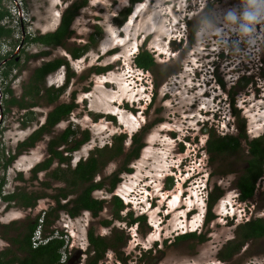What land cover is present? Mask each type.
Masks as SVG:
<instances>
[{
	"label": "rangeland",
	"instance_id": "obj_1",
	"mask_svg": "<svg viewBox=\"0 0 264 264\" xmlns=\"http://www.w3.org/2000/svg\"><path fill=\"white\" fill-rule=\"evenodd\" d=\"M69 1L0 0L9 12L3 23L12 29L0 36V54L16 50L18 61L6 76L0 73V91L8 85L18 95L34 66L62 56L68 70L60 65L46 74L44 85L57 86L67 71L72 72L56 101L72 97L76 104L4 170L0 165L2 192L22 189L40 194L30 207L0 198V250L14 249L6 237H20L26 223L54 203L50 194L63 185L49 172L64 168V162L53 160L35 175L31 171L47 156L49 137L68 124L75 130L74 138L87 130L88 138L67 153L71 167L93 148L108 144L113 134L126 135L125 149L128 136L144 124L148 127L143 145L127 163L131 170L118 173L119 180L110 191L106 189L109 177L122 164V154L106 161L95 174V179H103V186L91 194L106 199L101 210L96 215L81 210L75 216L59 211L49 225L61 231L66 241L60 264H83L88 227L97 234L108 236L115 231L122 237L116 249H106L97 264H264V235L241 242L227 257L219 255L249 213L246 200L238 201L235 189V179L245 166V143L241 140L235 151L210 155L199 147L207 131L233 134L241 122L247 138L264 132V0H137L120 25L114 18H119L118 10L129 0H87L74 15L62 46L26 41L17 51L21 35L54 29ZM94 25L99 27L94 43L80 56L70 57L68 49L87 42ZM139 46L148 49L156 61L148 71L134 68L131 62ZM40 50L47 52L38 54ZM106 64L110 65L107 70H91ZM238 75L246 77L244 85L232 84ZM218 76L223 87L215 79ZM149 90L153 97L147 105L143 99ZM228 93L234 98L235 114ZM5 96L0 94V147L12 152L54 102L39 98L26 116L25 109L14 105L6 110ZM125 102L137 110H129ZM204 112L213 113L214 119L203 121ZM23 119L27 121L21 125ZM182 137L186 140L178 141ZM211 190L217 196L210 205L212 216L206 219ZM111 194L121 198L119 214L124 219L113 216ZM247 200L255 204L250 216L263 217L264 160ZM128 211L132 216L143 214L144 219L127 223ZM103 220L109 222L104 225ZM188 231L197 235L176 238ZM37 234L36 230L33 235Z\"/></svg>",
	"mask_w": 264,
	"mask_h": 264
},
{
	"label": "trees",
	"instance_id": "obj_2",
	"mask_svg": "<svg viewBox=\"0 0 264 264\" xmlns=\"http://www.w3.org/2000/svg\"><path fill=\"white\" fill-rule=\"evenodd\" d=\"M87 0H70L65 5L57 21L56 26L52 30L44 31L41 33H33L30 36L25 35L26 41L39 43L44 46H62L65 38L70 34V23L74 15L78 12V9L85 5ZM137 0H129V4L122 6L117 15L119 18H114L116 24L122 23L130 12L131 4ZM9 15L7 8L0 5V19ZM185 22L188 23V20ZM12 29L0 23V36L9 35ZM96 33H99V27L94 25V31L88 35L87 42L76 45L68 49L70 57L76 58L85 52L90 45L94 43V37ZM189 37L192 36V30L189 32ZM11 50L5 51L0 54V60L6 57ZM46 50H40L38 54L46 53ZM37 54V53H36ZM133 62L142 68L151 69L155 64L154 57L148 49L143 46H139L137 52L133 56ZM18 63L13 56L6 59L2 63L0 73L2 76H6L9 70ZM60 65H63L68 70V63L62 56L53 57L42 61L40 64L34 66L25 81L21 85V92L19 96L12 93V90L8 85H4L1 92L6 95L4 100L5 109L8 110L9 106H15L16 109L25 108V115L31 114L32 107L38 104V99L42 98L46 103H53V105L47 109L44 115V119L35 128H33L23 139L18 141L12 152H4L3 147H0V165L4 170L7 165L23 150L33 146L34 142L41 137L42 133L49 132L51 127L59 120L64 119L76 105L72 100L69 101H56L58 96L63 92L68 82V79L72 72H68L65 75L63 83L57 86L44 85V77L49 72L53 71ZM108 65H94L91 67L92 72L98 73L107 69ZM90 69V68H89ZM220 86L223 87V80L220 76L215 78ZM247 82L245 76H237L232 84L244 85ZM227 93V92H226ZM229 101L232 112L235 114L234 98L231 93H228ZM56 101V102H55ZM29 118L31 116H28ZM112 117V116H111ZM26 119L21 121V125L26 123ZM238 131L235 133H222L217 134L214 131H207L205 138V147L210 154H219L225 152L235 151L239 147L241 140L246 145V157L245 166L235 179V187L239 191V197L244 199L249 197L254 188L256 178L261 174L262 162L264 159V132L260 135L247 138L244 133L242 122L236 125ZM147 126H142L138 132H134L130 135L129 145L124 149L123 141L126 135L121 132L113 134L110 142L93 148L87 156L84 158H78L73 166H69V152L78 148V146L88 138L87 130L78 137L74 138L75 130L66 125L59 133L52 135L47 140L46 151L47 156L35 163L31 167L33 175L36 171L46 169L53 160L58 163H66L64 168L55 167L50 170V174L60 179L63 185L58 186L56 194H50V197L54 201L52 205H48L46 208L37 212L31 220L26 223V229L18 236L6 237V239L13 244V250L8 247L0 250V264H60L62 261V254L66 247V241L64 240L63 233L57 229L49 228L54 218L59 211L65 212L69 216L77 215L81 210H87L91 215H96L105 202V198L94 197L91 192L94 189H98L103 186V179H95V174L99 171L100 167L110 159H113L117 155L123 156L122 164L114 170L109 179L107 190H111L115 183L119 180L118 173L124 171L129 172L131 169L127 166L130 159L137 157L139 148L143 145L140 140L141 135L145 132ZM57 146H60L57 148ZM63 151L65 153L63 154ZM3 176L0 177V198L6 201H15L21 206L30 207L35 203L36 198L40 194L32 191L16 190L10 192H2ZM79 187L72 196H68L75 187ZM214 193V194H213ZM217 194L214 190L208 193L207 202V215L206 219L212 216L210 211V205L215 199ZM60 199H64L60 201ZM118 195L111 194L109 197V203L112 207V214L118 219H124L119 210L123 207V204ZM127 223H134L144 219L143 214L132 216L131 211L126 213ZM109 220H103L102 223L106 225ZM37 230L38 237L35 238L37 243L31 245V237ZM189 235L196 236L194 231H188L180 233L176 238L186 237ZM264 235V216L263 217H251L249 220H245L238 224L235 236L230 239L219 250V255L227 257L234 250H237L240 243L250 239L257 238ZM87 240V256L83 264H97L98 260L104 255L106 249L115 250L117 243L122 240L121 234L113 231L108 236L97 234L91 227L86 230ZM10 253V254H9Z\"/></svg>",
	"mask_w": 264,
	"mask_h": 264
},
{
	"label": "flooded vegetation",
	"instance_id": "obj_3",
	"mask_svg": "<svg viewBox=\"0 0 264 264\" xmlns=\"http://www.w3.org/2000/svg\"><path fill=\"white\" fill-rule=\"evenodd\" d=\"M121 24V23H120ZM120 24H118V25H120ZM180 40V39H179ZM26 42V38H25V35H21V37L19 38V42L16 44V46L18 47L17 48V51L19 50V48H21V46H22V44L23 43H25ZM137 49L138 48H135V51L137 52ZM134 51V52H135ZM15 52H16V50L15 51H13V50H11L10 51V53H8L7 55H6V57H3L1 60H0V65L2 64V63H4L5 61H6V59H8L9 57H11V56H13V58L16 60V56H15ZM135 52V53H136ZM134 53V54H135ZM134 56V55H133ZM133 56H132V58H131V62L133 63V67L134 68H137V69H140L141 71H143V70H145V71H148L149 69H147V68H142V67H140V66H137L134 62H133ZM155 60V59H154ZM156 62V61H155ZM106 65H108V68L110 67V65L109 64H106ZM107 68V69H108ZM107 69H105V70H107ZM13 75V74H12ZM64 78L65 77H63V81H64ZM63 83V82H62ZM60 85V84H59ZM20 92H21V89L19 90V93H18V95H16V96H19V94H20ZM149 95H147V97H144V99L143 100H147V105L150 103V101L152 100V97H153V92H151V90H149ZM0 94H2V92L0 91ZM15 95V94H14ZM60 96V95H59ZM58 96V97H59ZM73 99V98H72ZM140 100H141V98H140ZM15 107V106H14ZM125 107L126 108H128L129 110H137V109H135L136 107H134V108H130V107H128L127 105H126V102H125ZM22 109H25V108H22ZM206 110H208V109H205L204 111L206 112ZM212 110V109H211ZM214 111H215V109H214ZM203 113L202 114V120L203 121H207L210 117H211V119L213 120L214 118H213V113H209V114H206V113ZM109 116H111V115H109ZM44 119V118H43ZM43 121V120H42ZM41 121V122H42ZM143 121V120H142ZM141 121V122H142ZM40 122V123H41ZM142 126H147L148 127V125H144V124H141L140 126H139V129L142 127ZM235 127H236V125H235ZM139 129L137 130V131H135V132H138L139 131ZM236 131H238L237 130V128L235 129ZM263 132V131H262ZM261 132V133H262ZM134 133V132H133ZM207 133V132H206ZM224 133H226V132H224ZM261 133H258V134H256V135H254V136H257V135H260ZM132 134V133H131ZM130 134V135H131ZM144 134V133H143ZM143 134L141 135V137H140V140L142 139V136H143ZM222 134V133H221ZM130 135L128 136V138H129V141H130ZM254 136H251V137H254ZM126 138V137H125ZM206 138V137H205ZM186 139H184V137H182V138H178V141H182V142H184ZM142 141V140H141ZM84 142V141H83ZM128 145H129V143H128ZM123 146H124V144H123ZM199 147H201V149H200V151H206L207 152V150H206V147H205V139H204V144H201ZM199 154H201L200 152H199ZM264 160V159H263ZM259 176H261V174L259 175ZM258 176V177H259ZM260 179V178H259ZM235 189H236V191H237V193H236V197H237V199H238V201H242V200H246V202H245V205L247 206V208H248V210H249V213L246 215V217L244 218L245 220H249L250 218H251V216H250V213H251V210L253 209L254 210V212H255V209H254V207H255V204L252 202V201H250V200H247L248 199V197L247 198H244V199H242V198H240L239 197V191H238V189L235 187ZM253 190H254V188H253ZM253 193V192H252ZM252 195V194H251ZM250 195V196H251ZM177 196V195H176ZM249 196V197H250ZM252 217H256V216H252ZM244 220V221H245ZM243 222V221H242Z\"/></svg>",
	"mask_w": 264,
	"mask_h": 264
},
{
	"label": "built area",
	"instance_id": "obj_4",
	"mask_svg": "<svg viewBox=\"0 0 264 264\" xmlns=\"http://www.w3.org/2000/svg\"><path fill=\"white\" fill-rule=\"evenodd\" d=\"M14 2H15V0H13ZM3 19H4V17L3 18H1L0 19V23H2V24H4L3 23ZM5 25V24H4ZM36 232V231H35ZM39 235L37 234V237H38ZM37 237H35L34 235L31 237V245H35L36 243H37V240L35 239V238H37Z\"/></svg>",
	"mask_w": 264,
	"mask_h": 264
},
{
	"label": "water",
	"instance_id": "obj_5",
	"mask_svg": "<svg viewBox=\"0 0 264 264\" xmlns=\"http://www.w3.org/2000/svg\"><path fill=\"white\" fill-rule=\"evenodd\" d=\"M18 47L16 46V49H17Z\"/></svg>",
	"mask_w": 264,
	"mask_h": 264
}]
</instances>
